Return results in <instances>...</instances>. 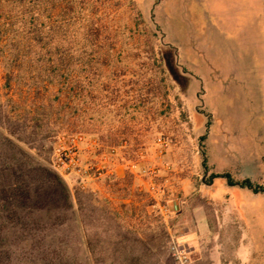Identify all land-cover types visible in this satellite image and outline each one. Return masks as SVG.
<instances>
[{"label":"rangeland","instance_id":"rangeland-1","mask_svg":"<svg viewBox=\"0 0 264 264\" xmlns=\"http://www.w3.org/2000/svg\"><path fill=\"white\" fill-rule=\"evenodd\" d=\"M205 133L264 187V0H0V264H174L172 239L198 264L181 229L212 177ZM76 135L109 172L81 183L49 167ZM175 202L185 214L163 212ZM246 226L264 260V218ZM221 256L210 264L248 263Z\"/></svg>","mask_w":264,"mask_h":264},{"label":"crops","instance_id":"crops-1","mask_svg":"<svg viewBox=\"0 0 264 264\" xmlns=\"http://www.w3.org/2000/svg\"><path fill=\"white\" fill-rule=\"evenodd\" d=\"M176 49L178 54V48L176 47ZM181 67L186 74L191 75L182 64ZM196 125L199 126L197 122ZM204 136V170L206 174L212 177L209 183L203 184L202 188L198 189V199L196 203L194 202L191 205L190 224L185 225L181 229L182 239L190 237L193 242L192 246L197 248L202 255V260L198 264L211 263L212 247L219 248V251L222 253L221 260L225 258L228 262L234 263H241L243 262V258H245L244 260L249 264L251 254L254 251H258V262L255 264H264L261 255L263 250L261 251V248L259 250V244L256 241L253 243V240L247 244V240L244 239V236L247 237L244 233L247 230V226L245 227L247 219L257 220L259 216L262 219L264 218V193H256L248 188L230 185L225 177L228 178L230 176L232 180L237 182L247 180V177L239 176V174L235 176V173L232 172L234 170L233 167L221 161L228 151L218 146L219 139L216 140V145L213 144V149L209 144L212 141L213 135L205 133ZM215 153L219 154L218 156L221 158L219 159ZM237 167L238 169L241 168L239 162ZM252 183L261 185L257 181H253ZM258 204L262 205L260 212L256 210ZM184 205L182 204L180 207L175 202L172 206H168V208L171 212L177 213L182 211L185 214L186 208L183 209ZM223 209L227 212L224 214L228 217L227 224L222 223ZM227 237H229V241ZM242 252L249 253V255L243 257Z\"/></svg>","mask_w":264,"mask_h":264},{"label":"built area","instance_id":"built-area-1","mask_svg":"<svg viewBox=\"0 0 264 264\" xmlns=\"http://www.w3.org/2000/svg\"><path fill=\"white\" fill-rule=\"evenodd\" d=\"M87 142L86 137L82 135L72 136L60 142L53 150L49 167L61 178L66 180L70 176H76L79 177L81 183L92 178L94 174L102 176L105 172H109L98 164L88 165L84 162L81 147ZM112 153L115 154V150ZM132 168H136V166L133 165ZM143 173L146 171L144 170ZM162 210L165 213L169 212L167 206L162 207ZM169 254L174 264H194L187 245L178 239H172L170 242Z\"/></svg>","mask_w":264,"mask_h":264},{"label":"trees","instance_id":"trees-1","mask_svg":"<svg viewBox=\"0 0 264 264\" xmlns=\"http://www.w3.org/2000/svg\"><path fill=\"white\" fill-rule=\"evenodd\" d=\"M7 86H9V84ZM52 86L54 87V91H53V95H52L54 101L51 104L49 103V105H46V107L48 106L50 108V110L53 109V108H55V106L53 105V103L59 105V104H61V101L63 100V96L65 97L64 90L62 89L61 86H59V84L58 85H55V83H54V84H52ZM40 90H41V87H38L36 89V95H40V93H41ZM39 107L40 108H44L45 107V104L41 103L39 105ZM57 108L59 109V107H57ZM53 114L56 115L58 113H55L54 112ZM69 125H68L67 128H70ZM25 128H28V127L25 126ZM33 129H35L34 131L36 132V133L34 132L33 134H39V132H44V133H46L47 136L50 135V125L49 124H46V123L44 124V123H42V121L37 122L35 124V126L33 127ZM10 136H12L19 143L27 144V142L25 141V139L21 135H19L17 133V131H11L10 132ZM228 178H229V184L230 185H234V186L236 185V186H240V187H243V188H248L250 190H253L256 193H259V192L264 193V187H262L260 185H257V184H254V183H252L248 179L247 180H244V181H241V182H237V181L232 180L230 178V176H228ZM66 198L69 199L70 196H66Z\"/></svg>","mask_w":264,"mask_h":264}]
</instances>
